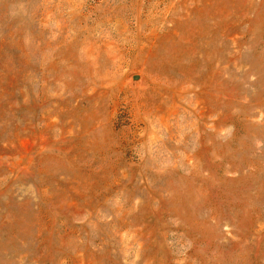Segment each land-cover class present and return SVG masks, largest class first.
<instances>
[{
  "label": "rangeland",
  "instance_id": "obj_1",
  "mask_svg": "<svg viewBox=\"0 0 264 264\" xmlns=\"http://www.w3.org/2000/svg\"><path fill=\"white\" fill-rule=\"evenodd\" d=\"M0 264H264V0H0Z\"/></svg>",
  "mask_w": 264,
  "mask_h": 264
}]
</instances>
